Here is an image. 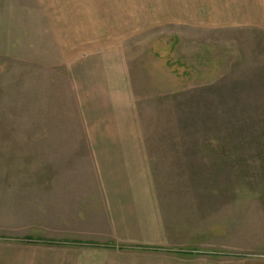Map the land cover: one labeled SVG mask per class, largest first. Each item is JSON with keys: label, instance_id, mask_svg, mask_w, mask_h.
<instances>
[{"label": "rangeland", "instance_id": "374dc122", "mask_svg": "<svg viewBox=\"0 0 264 264\" xmlns=\"http://www.w3.org/2000/svg\"><path fill=\"white\" fill-rule=\"evenodd\" d=\"M125 69L170 236L264 264V0H0V264L102 262L84 120Z\"/></svg>", "mask_w": 264, "mask_h": 264}, {"label": "crops", "instance_id": "0c3cea01", "mask_svg": "<svg viewBox=\"0 0 264 264\" xmlns=\"http://www.w3.org/2000/svg\"><path fill=\"white\" fill-rule=\"evenodd\" d=\"M121 75L119 79H109L108 89L103 84L105 99L101 109L98 107L101 101L93 103L91 99L99 95V87L94 92L88 91L87 104L99 105L89 109L88 117L84 116L89 125L86 127L88 144L95 153L99 190L109 225L110 238L102 243L100 264H208L202 254L221 256L223 252L206 250L204 246H181L169 234L160 211L133 85L126 69ZM81 243L84 244L77 245L94 242L81 240ZM65 244L47 243L71 246Z\"/></svg>", "mask_w": 264, "mask_h": 264}, {"label": "trees", "instance_id": "16d2710c", "mask_svg": "<svg viewBox=\"0 0 264 264\" xmlns=\"http://www.w3.org/2000/svg\"><path fill=\"white\" fill-rule=\"evenodd\" d=\"M22 240H23V241H26V242L33 241V239H31L30 237H28V238H24V239H22ZM35 241H42V240H35ZM47 242H48V243H53V242L56 243V242H59V241H46V243H47ZM60 242H61V241H60ZM60 242H59V243H60ZM76 243L79 244V243H81V242L76 241ZM91 244H93V243H91Z\"/></svg>", "mask_w": 264, "mask_h": 264}]
</instances>
